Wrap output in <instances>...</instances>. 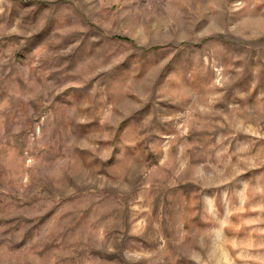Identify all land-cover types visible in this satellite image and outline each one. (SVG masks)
<instances>
[{"label":"rangeland","instance_id":"374dc122","mask_svg":"<svg viewBox=\"0 0 264 264\" xmlns=\"http://www.w3.org/2000/svg\"><path fill=\"white\" fill-rule=\"evenodd\" d=\"M0 264H264V0H0Z\"/></svg>","mask_w":264,"mask_h":264}]
</instances>
